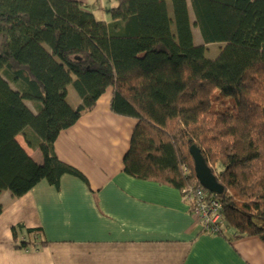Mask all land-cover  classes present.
Returning <instances> with one entry per match:
<instances>
[{
	"label": "trees",
	"instance_id": "trees-1",
	"mask_svg": "<svg viewBox=\"0 0 264 264\" xmlns=\"http://www.w3.org/2000/svg\"><path fill=\"white\" fill-rule=\"evenodd\" d=\"M115 1L101 20L78 0H0V192L87 183L54 141L111 89V111L135 119L123 172L185 196L200 187L193 144L224 186L205 190L220 220L200 232L264 242V0ZM11 231L16 250L47 243Z\"/></svg>",
	"mask_w": 264,
	"mask_h": 264
},
{
	"label": "crops",
	"instance_id": "crops-1",
	"mask_svg": "<svg viewBox=\"0 0 264 264\" xmlns=\"http://www.w3.org/2000/svg\"><path fill=\"white\" fill-rule=\"evenodd\" d=\"M109 20L115 0H78ZM71 100L79 101L68 88ZM111 89L54 141L58 157L87 178L64 174L59 187L45 180L13 197L0 192V264H264L256 236L228 242L201 231L181 192L123 172L135 119L113 113ZM20 143L38 162L41 152ZM41 227L47 240L37 251H19L11 228Z\"/></svg>",
	"mask_w": 264,
	"mask_h": 264
},
{
	"label": "built area",
	"instance_id": "built-area-1",
	"mask_svg": "<svg viewBox=\"0 0 264 264\" xmlns=\"http://www.w3.org/2000/svg\"><path fill=\"white\" fill-rule=\"evenodd\" d=\"M185 169V167H184ZM188 204L189 212L197 219L201 229L217 231L216 224L220 220V203L205 194V189L200 186L183 196Z\"/></svg>",
	"mask_w": 264,
	"mask_h": 264
},
{
	"label": "water",
	"instance_id": "water-1",
	"mask_svg": "<svg viewBox=\"0 0 264 264\" xmlns=\"http://www.w3.org/2000/svg\"><path fill=\"white\" fill-rule=\"evenodd\" d=\"M189 152L193 160L194 173L199 185L215 195H221L224 191V186L217 181L199 148L192 144L189 147Z\"/></svg>",
	"mask_w": 264,
	"mask_h": 264
},
{
	"label": "rangeland",
	"instance_id": "rangeland-1",
	"mask_svg": "<svg viewBox=\"0 0 264 264\" xmlns=\"http://www.w3.org/2000/svg\"><path fill=\"white\" fill-rule=\"evenodd\" d=\"M194 35H195V37L197 38V39H199V34L197 33V31H194ZM70 89H71V91L73 92V93H75V91L71 88V86H70ZM76 94V93H75ZM208 164V163H207Z\"/></svg>",
	"mask_w": 264,
	"mask_h": 264
}]
</instances>
